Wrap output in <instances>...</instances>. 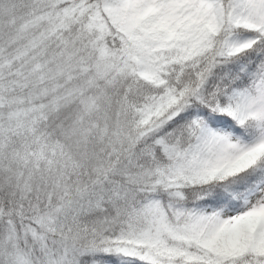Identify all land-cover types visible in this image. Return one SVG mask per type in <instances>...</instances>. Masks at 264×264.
<instances>
[{"label":"snow or ice","instance_id":"1","mask_svg":"<svg viewBox=\"0 0 264 264\" xmlns=\"http://www.w3.org/2000/svg\"><path fill=\"white\" fill-rule=\"evenodd\" d=\"M0 264H264V0H0Z\"/></svg>","mask_w":264,"mask_h":264}]
</instances>
